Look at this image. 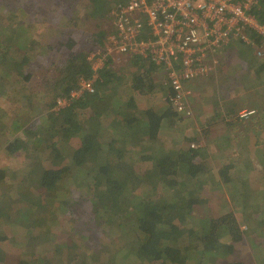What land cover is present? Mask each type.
<instances>
[{"label": "trees", "instance_id": "trees-1", "mask_svg": "<svg viewBox=\"0 0 264 264\" xmlns=\"http://www.w3.org/2000/svg\"><path fill=\"white\" fill-rule=\"evenodd\" d=\"M66 1L61 0L59 5ZM259 1L253 14L264 23V0ZM12 2H17L16 6ZM44 2L47 8L59 7L57 0ZM117 2L90 0L89 15L100 19L102 25L101 20L110 17V10ZM29 4V0H5L1 9L5 16L16 10V18L17 14L23 15L24 12L34 13L33 18L24 20L34 24L32 27L36 30L38 26L35 27V22L42 15L37 9L22 10ZM6 26L15 32V36L10 39V44L0 42V93L5 95L8 93L6 87L19 86L24 91L21 102L24 107L19 105L15 114L22 109L21 112H26L29 118L36 117L33 126L23 118L13 117L16 126L11 130H19L20 133H11L13 141H8L5 148L10 155L15 156L19 152L24 160H29H25L28 179L22 180L25 176L20 180L16 178L17 189L27 191L24 193L25 209L21 211L19 207V224L26 231L20 240H30L29 234L34 232L31 225H42L39 219L33 223L32 212H40L37 209L45 210L55 200L57 202L58 199L53 197H56V192L63 191L68 195H64V202L67 204L66 213L73 222L71 229L77 224L81 228L80 235L88 237L86 230L91 228V221L85 220L87 215L78 213L79 204H83L87 211L92 212V222L102 224L105 238L113 240L109 232L115 225L114 230L122 232L124 242L119 245L118 258L112 260L95 248H90L91 253L83 255L82 246L79 243L73 245L69 239L67 244H59L52 253L51 247H48L46 255H38L35 260H31L32 257L22 259L18 264H55L56 261V264H62L61 258L53 256L67 253V264L75 259L78 263L83 256L85 259L82 261L86 264H190L193 260L199 264H250L246 258L239 257L245 245V232L241 230L235 213L229 211L216 216L207 205L208 197L203 199L198 196L209 167L206 149L187 146L167 151L164 147L153 145L164 123L174 122L173 116H178L173 103L166 100L168 104L163 109L152 106L139 108L133 94L125 93L130 89L147 96L159 86L173 92L165 74L157 81L160 66L152 58L128 55L129 65L125 70L117 68L114 58L108 55L97 72L95 91H83L72 96L74 91H80L81 78L94 77L93 62L88 54L101 47L106 52L112 24L95 33V41L89 42L83 50H74L77 42L71 38L65 43V60L55 65L54 69L51 68L52 63L46 68L51 69V74L56 77L53 82L46 81L48 86L41 99L33 95L34 89L28 82L32 80L37 65H41L53 47L38 38L27 39L29 28L21 20L9 22ZM260 41L258 38L259 44ZM234 43L240 48V54L248 47L239 41ZM34 55L39 58L38 62L34 60ZM261 69L264 70V62ZM63 98L67 101L64 106L59 104ZM86 108L89 112H85ZM145 142H148L147 146L141 148L146 150L136 148ZM252 151L246 152L250 154ZM140 161L147 165L144 173H139L136 167ZM261 165L257 167L264 177V166ZM8 168L10 166L0 165V186L8 181ZM181 177L184 178L182 184L186 182V190L169 197L167 191H178ZM222 178L226 183L234 179L228 172ZM257 189L251 185L244 192L243 187H239L238 193L259 199ZM80 196H85L86 200L80 198V202ZM249 196L245 198L246 202L244 199L241 202L244 207ZM72 205L79 215L70 209ZM195 205H203L205 210L196 213ZM52 211H55L54 208L49 212ZM105 225H108V231L103 228ZM41 233L38 231L37 237ZM250 236L249 240L252 239ZM5 240L6 237L0 235V259L3 257L1 243ZM253 264H264V259L257 257Z\"/></svg>", "mask_w": 264, "mask_h": 264}, {"label": "rangeland", "instance_id": "rangeland-1", "mask_svg": "<svg viewBox=\"0 0 264 264\" xmlns=\"http://www.w3.org/2000/svg\"><path fill=\"white\" fill-rule=\"evenodd\" d=\"M29 1L30 4L23 7L22 10L24 9L27 11L28 9L32 11L37 9L42 15L39 20L35 22V27L38 26L36 30L32 27L34 24L31 22L25 23L24 20V18H33L35 16L34 13L29 14L28 12H24L23 15L17 14L16 18L14 13H17V11L14 10L15 12H10L8 16H5L1 9L5 0H0V42L2 41V43L6 44L11 43L10 39L14 38L15 32L7 28L6 25L9 22L21 20L29 28L30 33L27 39L32 40L33 38H38L40 41L53 47L51 51H48V55H45V57L43 56L44 60L41 61V65H37L32 80L28 82V85L34 89L33 92L35 93H33V95L35 94L36 97H41L42 99L43 96H45L44 90L48 86L46 81L50 80L53 82L56 77L55 74H51V69L46 68L52 63L53 66H51V68L54 69L55 65L65 60L66 55L64 54L67 53L65 43L72 38L77 42V46H75L74 50H83L89 42L93 43V41H95V33L99 32L100 29L108 28L111 24V20L110 17L103 19L101 20V25L100 19L90 16V0H67L62 6L59 5L61 0H57L60 8H47L44 5V0ZM12 3L14 6L17 4V2ZM13 27L16 26L13 25ZM232 43L235 45L234 42ZM233 45L226 47L225 51L223 50L219 68L209 75L211 76V74L213 75L216 73L221 75V79H224V76H228L224 81L220 80L216 84L219 85L221 93H223V84L225 80L229 79L228 83H231V85L227 87V92H229L234 100H232L231 97L229 101H231L232 104V102H236L237 100L236 103L238 105L236 111L232 113L233 117L231 118L235 125H224L222 120H219V115L217 117L218 121L215 122H213V118L210 117L213 113L218 111L222 113L224 108H229L231 106L230 104L225 105L223 96L221 99L218 98L219 92L215 91L216 85L214 84L217 80H212L211 77H208L209 75H206L202 76L204 79L200 77L202 81L197 86L189 85V83L200 78L190 81L187 85L188 91L185 101L190 107V109H188L191 111V115L188 116L180 113L177 107L173 105L175 108L174 111L178 113V116H173L174 122L164 123L160 136L156 142H153V145H156V147H164L167 151L187 146L192 147V145H195L194 148L199 147V149H201L200 147H202L206 149L209 155V159L207 160L209 167L208 171L203 176L204 186L203 189L201 187L198 196L203 199H207L208 197L207 205L211 207L216 216H222L229 211L235 213L241 230L245 233L248 232V234L244 233L245 245L242 247L243 252L239 257L242 259L246 258L248 263L253 264L257 257L259 260L264 259V177L261 176L262 170L258 169L259 166L257 167V165L261 163L262 165L260 167L264 166V123L261 125V129L258 128V130H255L250 128L252 117L257 115V105L259 102L264 101V70H260V66L264 62V57L256 55L253 51L254 49L250 47H246L243 49L244 51L241 50L242 54L240 55L238 50L231 49ZM105 47L106 52H108L107 47H109V43H107ZM103 50L104 47H101V49L91 51L88 55L91 57V55L102 52ZM233 51L235 53H233ZM105 54L106 53L103 51L102 57H105L104 61L108 55L112 56L117 68L126 70L129 65L128 55L120 56L115 51L104 56ZM33 58L38 62L39 58H37V55H34ZM47 58H49V60ZM231 59L234 60V64H231ZM46 60L49 64H47ZM228 69L231 70V75H229ZM157 74V81H160V79L164 78L163 74L166 75V72L162 68H159V73ZM48 76L51 77L48 78ZM128 77H130V75ZM230 88L232 89L230 90ZM6 89L8 93L6 92L5 95L0 93V120H2L0 122V165L10 166V168H8L10 173L8 174V181L0 186V235L6 237V240L1 243L3 257L0 259V264H18L22 259L31 257V260H35L38 255H46L48 247H51L50 252L52 253L57 250L56 247L59 244H67L69 239L72 241L70 243H73V245L79 243L82 246L83 255H88L91 253L90 248H95L103 251L102 254L107 255L110 258L109 260L118 258V254L120 253L119 245L123 242L121 238L122 232L115 231L114 225L109 232L113 240H108V238H105L104 232L101 231L102 224L92 222V212L87 211L83 204H79L78 213L80 215H87V217L85 216V220L91 221L89 224L91 228L88 229V231L86 230L88 237L85 236L86 238H83V236L80 235L81 228L79 225L75 224V228L71 229V224H73V222L70 215L67 214L65 210L67 204L64 202L66 198L64 195L67 194L63 193V191L56 192V197H53V199H58L57 202L55 200V203L48 206L45 210L37 209L40 212H32L30 217L33 219V223L39 219L42 225H31L34 232L29 234L30 240L27 242L20 240L22 236L26 234V231L19 222L21 220L20 209L21 211L25 209L24 207L27 204L24 195L27 191H19L17 189L19 184L16 178L20 180V178L25 176L22 180L28 179L29 170L26 168L25 164L26 161L29 162V160L25 159V161L23 155L19 152L15 154V156H12L5 151V148L6 145H8V141H13L14 136L12 137L10 134L18 135L20 133L19 130H11V128H15L16 126V123L13 122L15 120L13 117H16V119L17 117L23 118L30 126H33L35 123L34 119H36V117L31 116V118H29L26 112H21L22 109L15 114L18 106H23L21 102L24 99L22 96L24 91L20 90L19 86H10L6 87ZM166 89V87L159 86L155 92L147 96L140 95L136 91H130V89L128 91L126 90L125 93L133 94L138 100L139 108L152 106L157 109H163L168 104L165 99L167 94ZM214 95L216 96V102H213V99L211 100ZM207 105L213 106L211 111H207V108H204ZM85 112H89L88 108L85 109ZM243 113L247 114L243 115ZM19 123L17 126H19ZM5 131H7L6 134ZM146 144H148V142L141 145L138 144L136 148L146 150L141 148V146H145ZM249 150H253V153L249 154L246 152ZM136 167L139 173H144L147 169V165L141 161L136 163ZM227 172L234 177V179L226 183L222 176H225ZM180 181L181 185H179L178 191L174 189L167 191L169 197L172 195L176 196L186 190V182L184 185L182 184L184 178L181 177ZM251 185H254L255 188L258 187L256 191L259 193V199H251L249 194L244 197L238 193L239 187H243L245 192V188H249ZM248 196V204L244 207L241 202ZM80 198L86 200L85 196L78 197V199ZM68 199L70 200V197H68ZM79 201L82 202V199ZM74 207L75 206L72 205L70 209L74 210ZM53 208L55 211L49 212L53 210ZM194 208H196V213L205 210L203 205H195ZM78 213L76 212L77 215H79ZM103 228L108 231V225H105ZM38 231L42 232L39 234L40 237H37ZM250 234L252 239L249 240L248 237ZM115 241L119 242L117 243ZM253 243H255V245H253ZM123 244L124 242L121 245ZM253 250L255 251V255L257 253V257H255ZM53 257L56 259L61 258L60 261H62V264H67L68 262V253L66 255L60 254ZM82 259H85V256H83ZM82 259L80 261L78 260V263L75 262V259L71 264H86ZM56 263L57 261L55 264ZM190 264L199 263L193 260L190 261Z\"/></svg>", "mask_w": 264, "mask_h": 264}, {"label": "built area", "instance_id": "built-area-1", "mask_svg": "<svg viewBox=\"0 0 264 264\" xmlns=\"http://www.w3.org/2000/svg\"><path fill=\"white\" fill-rule=\"evenodd\" d=\"M259 3V0H118L110 10L112 33L104 56L115 51L120 56L136 54L152 58L166 72L173 89L167 91L165 99L180 113L190 116L185 101L188 83L217 70L223 50L232 42H242L264 57V23L253 14ZM102 53L89 57L94 77L81 78L80 91H74L72 96L95 91L97 72L104 65ZM66 103L64 98L59 100L60 105Z\"/></svg>", "mask_w": 264, "mask_h": 264}, {"label": "crops", "instance_id": "crops-1", "mask_svg": "<svg viewBox=\"0 0 264 264\" xmlns=\"http://www.w3.org/2000/svg\"><path fill=\"white\" fill-rule=\"evenodd\" d=\"M253 36H254V33H253ZM231 45H233V43H231L229 46H231ZM228 46V47H229ZM235 49V50H238V52L240 51V48L237 46V45H233L232 47H231V49ZM246 48V47H245ZM233 53H235L234 51H233ZM240 53V52H239ZM237 55V54H236ZM241 55V54H240ZM240 55H238V56H240ZM244 55V54H243ZM239 59V58H238ZM232 61V63L231 64H234V60L233 59H231ZM228 73H229V75H231V70H229L228 69ZM208 77H211L212 78V80H217V82H215L214 84L216 85V89H215V91H218L219 93H218V98L219 99H221V97L223 96L224 98H223V100H224V102H225V105H227V104H230V106L231 107H229V108H224V110H223V112L221 113V112H215V113H213V115H211L210 117L211 118H213V122H215V121H218V115H219V120H222V123H224V125L225 124H233V125H235L234 123H233V121H232V113L234 112V111H236V107H238V105H237V100H236V102H232V104H231V101H229V100H231V95L229 94V92H227V87L228 86H230L231 85V83H228L229 81V79H227V80H225V83L223 84V89H224V92L223 93H221V88L219 87V85L218 84H216V83H218L220 80H222V81H224V79L226 78V77H228V76H224V79H221L222 77H221V75H219V74H216V73H214L213 75L211 74V76L209 75ZM202 78V77H201ZM201 78L200 79H198V80H194V81H192V82H190L189 83V85L191 84V85H198L202 80H201ZM202 79H204V78H202ZM232 88H230V90H231ZM166 90H168V89H166ZM214 100L213 102H216V96L214 95V97L213 98H211V100ZM232 100H234V98L232 97ZM221 102V101H220ZM257 102V101H256ZM192 103V102H191ZM205 109L207 108V111H211L212 110V108H213V106L212 105H207V106H205L204 107ZM216 108H219V107H216ZM257 115L256 116H254V117H252V119H251V122H252V124L250 125V128H253V129H255V130H258V128H260L261 129V125L264 123V117H263V115H264V101H261V102H259V104L257 105Z\"/></svg>", "mask_w": 264, "mask_h": 264}]
</instances>
